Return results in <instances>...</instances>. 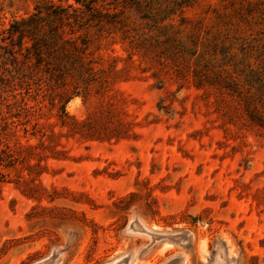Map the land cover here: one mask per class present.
Returning <instances> with one entry per match:
<instances>
[{
	"label": "rangeland",
	"instance_id": "rangeland-1",
	"mask_svg": "<svg viewBox=\"0 0 264 264\" xmlns=\"http://www.w3.org/2000/svg\"><path fill=\"white\" fill-rule=\"evenodd\" d=\"M51 1L0 0V32ZM100 4L84 78L1 93L0 264H264V126L230 94L264 123V0Z\"/></svg>",
	"mask_w": 264,
	"mask_h": 264
},
{
	"label": "trees",
	"instance_id": "trees-1",
	"mask_svg": "<svg viewBox=\"0 0 264 264\" xmlns=\"http://www.w3.org/2000/svg\"><path fill=\"white\" fill-rule=\"evenodd\" d=\"M102 0H58V3L51 1L43 7L37 4L34 12L19 21H14L9 28L0 32V97L1 93H6V86L14 88L19 84V80L27 77L28 70L50 65L54 69L51 73L53 79L63 80L65 74H70L73 70L79 78H84L86 69L84 62L85 47L77 43L74 35L75 27L80 29L90 22L102 25V15L111 16L109 11L102 13L100 3ZM124 7H135L136 11H144V0H123ZM188 6L187 3L179 5V9ZM107 9V8H106ZM176 10V11H177ZM171 9L167 12V18L177 12ZM102 14V15H101ZM69 28V32L66 30ZM83 45L86 42L83 41ZM49 69V68H47ZM48 72V71H47ZM90 74V73H89ZM253 74L249 75L247 82L250 90L253 87ZM250 80V81H249ZM258 91L264 90L261 77H258ZM230 94H237L245 101L247 111L253 118L258 120V124L264 126L262 115H260L254 105L251 96H243L242 91L233 85ZM249 93V92H248ZM264 105V103H262ZM9 124L0 125V170L10 168L14 160L13 151L10 146L9 136L15 134L16 127L9 129ZM11 132V133H10ZM19 145H22L18 142ZM23 147V145H22Z\"/></svg>",
	"mask_w": 264,
	"mask_h": 264
}]
</instances>
